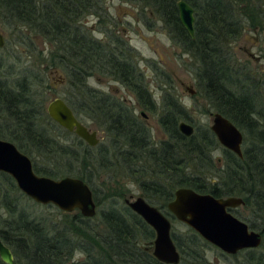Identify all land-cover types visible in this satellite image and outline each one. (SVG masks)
<instances>
[{"label": "trees", "instance_id": "trees-1", "mask_svg": "<svg viewBox=\"0 0 264 264\" xmlns=\"http://www.w3.org/2000/svg\"><path fill=\"white\" fill-rule=\"evenodd\" d=\"M108 1L0 0L3 27L17 28L19 33L22 30L28 38L36 35L48 44L46 55L37 47L31 48L28 55L31 60L35 57V61L29 60V64L18 65L24 60L16 55L17 64L12 65L16 70L9 71L7 80L0 78V104L7 106V120L14 121L9 127L6 119L0 121L5 126L0 128V138L16 142L22 152L32 150L48 158L53 155L55 169L33 164L34 171L52 178L70 175L82 179L93 191L98 207L107 198L125 196L122 188L115 187L103 199L99 198L94 173L113 172L114 179L130 177L136 181L142 196L151 205L164 209L171 223L175 218L167 211V203L178 187L215 197L240 196L243 204L229 210L233 214L241 207L246 210L244 220L264 237V107L258 108L247 77L234 67L229 49L240 34L242 21L255 30H264V0H185L194 9L193 38L179 21L178 0H120L152 13L168 28L182 52L189 55L195 64L192 71L196 92L207 106L205 111L209 113L211 107L238 127H250L257 143H252L254 150L246 147L239 158L222 148L219 160L212 155L219 144L207 125L194 126L189 137L179 132L180 120L193 121L170 88L162 90L159 107L156 106L144 75L132 60V50L109 16ZM87 15L97 17L96 29L102 37L85 27ZM102 26L112 28L101 29ZM32 42L30 46H34ZM3 66L0 61V68ZM55 66L66 70L69 89L68 96L62 99L80 121L92 120L103 127L107 146L99 143L91 147L79 137L73 146L65 145L50 137L43 127L40 121L45 114L67 132L44 113L40 102L36 103L35 96L44 83L43 72L46 74ZM95 72L118 80L146 110H159L158 121L165 137L155 141L146 123L126 101L90 87L87 79ZM159 76L171 86L165 71ZM1 174L6 189L0 186V198L5 202L0 219L4 213L7 217L0 221V237L11 249L13 264H166L151 253L153 229L126 205L114 208L111 202L92 218L78 212L48 228L45 222L31 219L16 206L12 196L19 189L11 176ZM96 217L103 226L101 230L89 222ZM171 237L180 253L177 264H210L203 253L209 243L190 227L175 231L172 224ZM77 252L84 254V258L73 260ZM236 255L249 264H264V238L258 248L230 256ZM0 264L5 263L0 259Z\"/></svg>", "mask_w": 264, "mask_h": 264}, {"label": "rangeland", "instance_id": "rangeland-1", "mask_svg": "<svg viewBox=\"0 0 264 264\" xmlns=\"http://www.w3.org/2000/svg\"><path fill=\"white\" fill-rule=\"evenodd\" d=\"M106 7L110 18H112L111 20L116 22L115 29L127 43V46L132 50V60L137 63L138 70L144 75L145 84L150 91L149 93L156 99L155 103L158 102L162 90L164 91L170 88L173 97L189 111L193 121L191 124L193 126L207 125L210 127L211 112H213L214 109L210 107L208 108L210 111L209 113L205 111L207 106L196 92L195 78L192 71L195 64L193 65L189 55L183 53L181 48L175 44L168 28L152 13L140 11L138 8L121 2L120 0H109L106 2ZM97 22L98 19L95 15H87L84 19L85 27L92 31L95 36L102 37V33H99L96 29ZM105 28L111 29L112 26L101 27V29ZM16 29L7 26L3 27L2 24H0V31L3 32L6 38L5 45L0 48V61L4 64V66L0 68V78L2 80H7L10 77L7 75L10 74L9 71L16 70L15 67L12 66L17 64L16 55H19L20 60H24L18 64L22 65L29 64L31 57H29L28 54L31 53V48L37 47L43 51L44 55H46L48 51V44L41 38L33 34L28 38L26 33L24 34L22 30L19 33ZM31 40L34 46H30ZM229 49L233 55L234 67L236 66L240 69V75L244 74L247 77L248 81L246 82L249 83L248 88L251 91V95L256 99L258 108H263L264 30H255L249 26L248 22L242 21L240 34L236 40L230 44ZM31 61H35V57ZM164 71L169 76L171 86L164 84L163 79L159 76V73H163ZM43 77V86L39 88V93L35 97L36 103L40 102L45 111L44 113H46V105L49 100L54 97H67L69 86L66 83L67 77L64 67L55 66L50 68L48 69V73L45 74V71L43 72ZM87 83L90 87L110 94L114 98L122 99L132 106L135 115L146 123V126L151 130L155 141L165 137L158 121L159 110L155 109L153 112H150L143 108L138 104L133 92L128 90L118 80H114L108 75L95 72L87 79ZM47 85H50V88H48ZM188 87L194 89V94L189 92ZM156 106L159 107V103H157ZM3 118L7 119L6 107L5 104H0V121ZM252 118L254 117L252 116ZM81 121L89 129L97 132L99 138L98 144L102 143V146H107L108 139L105 136L103 127L92 120L82 119ZM40 122L43 127L46 128L49 136L55 137L60 143L65 145L71 144L73 146V143L76 144L78 142L77 136L58 128L57 125L46 118L45 114ZM239 128L244 135L242 150L246 147H249L250 150H254V145L252 143H257L253 140V132L250 131V127L247 125L246 127L241 126ZM21 136H24V134L21 133ZM11 142L16 144L14 141ZM222 148L223 147L219 144V146L213 150L212 155L215 159L219 160L222 158ZM24 153L30 157L34 165L53 169L56 167L53 155H50L48 158L32 150H28ZM94 174V186L100 199H103L104 195L115 187L122 188L125 192L124 198L113 197V199L107 198V200H103L102 206L97 207V212L100 211L101 208L106 209V206H109L111 202L114 208H120L126 205L124 202L125 199H134L137 196H142V191L136 184V181L130 179V177H119L114 179L113 172H102L99 175H96V173ZM3 178L4 176L0 172V186L6 189V186L2 183ZM21 194L22 193L19 191L15 193V196H12L15 197L14 203L16 206L23 209L31 219L45 222L48 228H50L52 223L61 222L64 218L69 219L79 212L77 209L72 212H63L54 205L38 204L24 194ZM3 204H5V202L0 198V213L4 212L1 208ZM161 211L164 212L165 210L162 209ZM65 213L68 214V217L64 216ZM234 215L243 221L247 218L246 210H243L242 207L239 208ZM3 217H7V214L4 213L1 219ZM89 222L98 230H101L103 227L98 217ZM172 224L174 225L175 231H184L188 227L176 219L172 221ZM0 226H2V223ZM203 253L206 254L207 261L210 264H249L245 262L241 255L232 257L211 244L204 246ZM82 258H84V254L79 252L74 255V260Z\"/></svg>", "mask_w": 264, "mask_h": 264}, {"label": "water", "instance_id": "water-1", "mask_svg": "<svg viewBox=\"0 0 264 264\" xmlns=\"http://www.w3.org/2000/svg\"><path fill=\"white\" fill-rule=\"evenodd\" d=\"M178 18L191 37H194V9L185 1H177ZM5 44V36L0 31V48ZM191 94L194 89L189 88ZM48 116L64 130L75 134L87 145L93 147L99 142L97 132L89 129L74 114L70 106L60 97H54L46 105ZM209 129L218 143L242 158L243 134L227 117L219 112H211ZM178 130L186 137L194 133V126L187 121L178 123ZM0 172L10 175L21 193L42 205H54L63 212L79 210L83 217L91 218L97 213L93 191L82 179L65 175L52 178L37 174L30 157L13 142L0 138ZM135 214L154 231L152 255L160 262L177 264L180 253L171 237V221L157 207L143 196L124 200ZM240 196L215 197L210 193H200L189 187H178L167 203V211L178 221L194 230L202 239L227 255L239 251L258 248L263 241L260 231L235 216L229 209L243 204ZM0 259L5 264H13L11 249L0 237Z\"/></svg>", "mask_w": 264, "mask_h": 264}, {"label": "bare ground", "instance_id": "bare-ground-1", "mask_svg": "<svg viewBox=\"0 0 264 264\" xmlns=\"http://www.w3.org/2000/svg\"><path fill=\"white\" fill-rule=\"evenodd\" d=\"M191 6V5H190ZM192 7V6H191ZM193 8V7H192ZM178 10V9H177ZM194 23H195V17H194ZM185 29V28H184ZM186 30V29H185ZM2 32V31H1ZM3 33V32H2ZM188 33V32H187ZM194 34H195V29H194ZM189 35V34H188ZM190 36V35H189ZM191 37V36H190ZM191 38H193V37H191ZM5 42H6V38H5ZM5 45V44H4ZM5 107H6V109H7V106L5 105ZM7 120V119H6ZM5 120V122L7 123V124H10V126L12 125V124H14V121L13 120H11V119H8L7 121ZM180 121H182V120H180ZM179 121V122H180ZM183 121H185V120H183ZM178 122V123H179ZM188 122V121H187ZM190 123V122H189ZM236 125V124H235ZM237 126V125H236ZM238 127V126H237ZM239 128V127H238ZM240 129V128H239ZM241 131V130H240ZM242 132V131H241ZM22 133V132H21ZM21 133H20V135H21ZM22 134H24V133H22ZM243 134V133H242ZM243 141H244V135H243ZM243 141H242V144H243ZM218 142V141H217ZM242 144H241V146H242ZM243 157V156H242ZM98 207V206H97ZM99 213V211L96 213V215ZM73 260H74V258H73Z\"/></svg>", "mask_w": 264, "mask_h": 264}, {"label": "flooded vegetation", "instance_id": "flooded-vegetation-1", "mask_svg": "<svg viewBox=\"0 0 264 264\" xmlns=\"http://www.w3.org/2000/svg\"><path fill=\"white\" fill-rule=\"evenodd\" d=\"M8 127H9V124L7 125ZM5 126H4V123H0V128H4ZM7 128V127H6ZM68 132V131H67ZM69 133H71V132H69ZM3 173V172H2ZM10 176V175H9ZM13 179V178H12ZM97 204V203H96ZM50 205V204H49ZM238 208V207H237ZM168 217V216H167ZM169 218V217H168ZM170 219V218H169ZM170 221H171V219H170ZM172 224V223H171ZM172 226V225H171Z\"/></svg>", "mask_w": 264, "mask_h": 264}]
</instances>
